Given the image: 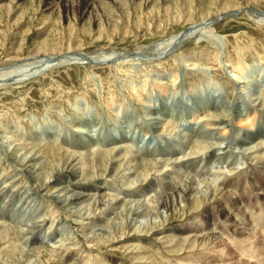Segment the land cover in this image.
<instances>
[{
	"label": "rangeland",
	"instance_id": "1",
	"mask_svg": "<svg viewBox=\"0 0 264 264\" xmlns=\"http://www.w3.org/2000/svg\"><path fill=\"white\" fill-rule=\"evenodd\" d=\"M46 1L0 0V132L13 135L14 142H19L20 145L24 141L28 146L35 144V149L45 155L47 168L50 167L51 161L55 164L59 162L60 166L64 165L65 148L59 143L60 133L57 134L59 139L49 141L44 137L40 138L41 140L29 139L30 131L40 126L55 123L62 132H69L70 128L72 129L71 124H75V117L84 113L96 115L99 119L97 130H106L108 126L111 127L117 120H121V116L130 108L137 111L142 118L148 103H157L159 97L167 99L169 94L182 98L186 105L191 103L190 96L195 92L211 94L215 89L216 92H225L231 101L240 100L245 97L244 93L236 95L234 87L241 86L242 83H238L237 77L229 70L237 57L246 63H242L241 68L253 84V81L264 76V23H260L255 15L262 13L261 16H264V0H94L92 12L84 17L79 15L76 5L83 0H75V9L69 11L65 10L61 2L62 6L59 4V0H53L58 3L51 10ZM228 4L236 5L242 11L236 16H224L222 6ZM249 7L251 11H247ZM210 16L217 17L218 21L214 23ZM196 27L198 30L200 28L201 32L197 33L201 35L208 33L204 29L212 30L217 44L211 41L209 36L212 35L208 33L194 44L182 46L183 48L163 55L161 62L156 60L141 63V68L138 71L135 69L137 59L132 55L140 53L138 62L139 58L146 61L155 59L159 52L152 48L157 41L192 28L195 29L191 31H195ZM67 52H71V59L57 60L58 56ZM127 54H131L132 59H129L131 57ZM107 55L118 60L110 58L109 62L101 61L102 64L90 61ZM119 58H126V62L134 63V66L121 68ZM88 59L90 62L83 61ZM194 66L197 71L191 69ZM144 72L148 73V78ZM217 87L220 89L217 90ZM258 91L264 90L260 88ZM249 109L251 114L247 118L244 117L241 121L233 119L229 127L227 125L211 132L209 140L219 142L218 146L221 145L215 147L216 153L226 150L221 161L211 153L215 149L210 151L211 147L203 149L197 144L183 142L182 145H175L181 150V160L177 161L178 163L167 164L143 155L139 158L146 161L145 165H130L126 175L118 178L108 165L111 163V148L109 151L89 150L82 154L81 160L83 165L89 168L88 172L98 171L103 175L101 181L105 188L107 187L103 191V198L109 197L108 193L123 196L129 191L131 199L139 198L144 195V186L148 183L152 185L151 190L148 193L146 191L147 194L143 196L145 198L142 205L128 200L125 204L112 208L109 204H100L99 201L93 204V200H90L89 205L92 207L86 205L87 202L80 203L75 207L80 209L76 214L68 204H61L47 194L52 190L43 192L37 182L31 180L23 171L20 172L18 167L22 165L13 163L8 157L4 159L7 153L0 140V146H3L0 147V181L6 177L11 196L8 191L2 194L14 202H11L8 208L12 209L10 218L0 222L1 229L10 228L0 232V264H116V261L122 264H253L255 258L250 257L248 253L239 254L236 245L244 247L241 243L247 242L248 245L250 241L254 242L255 254L264 259V244L259 242L264 240V232L261 229L263 226L256 222H252L253 233L242 236L254 238H247L249 242L246 238L232 239L234 236L223 234L219 240L205 243L200 250L191 251L184 248L188 243L182 245V240L171 247V250L170 247H164L161 239L155 238L161 236L167 228H171V233L175 236L185 234L180 232L184 230L188 233L192 228L187 227V224L192 222L194 216L208 220L211 210L206 212L207 208L214 206L213 209L217 210V197L212 199V194L218 191L230 176L236 181V184L232 185L239 184V188L245 191L242 193L245 198L240 200L241 205H245V200L250 197L258 199L257 206H261L264 195L257 194L256 190L259 185L264 186V144L260 156L254 158L255 153L251 154L250 150L242 148L243 144L239 142L238 135L237 138L234 137L236 129H247L251 126L255 128L257 125L255 122L260 119V114L254 112L252 107ZM207 113L201 117L212 116L209 115L210 112ZM254 115L255 118L249 120ZM221 116V119L227 117L224 112ZM199 119L196 114L191 113V116L187 117L186 123L189 127L185 131L189 133ZM17 123L24 125L25 136L22 137L21 132L14 127ZM145 127L148 126L144 125ZM174 131L155 138L171 140L170 137L176 135ZM69 152L72 156L77 155L75 152ZM151 161L156 162L153 164ZM105 163L107 168L103 167ZM136 179H141L142 184H136ZM173 184L177 188L188 189L193 186L194 189L191 195L186 197L182 193H172L169 187ZM13 190H19L20 194H13ZM195 197H203L207 202L203 203L202 200L197 209L190 210ZM21 198L25 200L19 202ZM166 198L167 201L170 200L169 206L164 205ZM3 200L4 198L0 200V204L4 203ZM247 210H252V206L245 212ZM35 220L43 222L42 227L36 229L30 224ZM130 243L135 244L129 252ZM181 248L184 249L179 250ZM256 264H264V260Z\"/></svg>",
	"mask_w": 264,
	"mask_h": 264
},
{
	"label": "bare ground",
	"instance_id": "2",
	"mask_svg": "<svg viewBox=\"0 0 264 264\" xmlns=\"http://www.w3.org/2000/svg\"><path fill=\"white\" fill-rule=\"evenodd\" d=\"M93 1L94 0H83L82 3L76 4L75 0H59V4L61 2L64 5V8L66 11L74 10L76 7V6H74V4H76L78 7L79 15L81 17H84L86 14H90L92 12L93 5H94ZM57 3H58V1H56V2H53V0H50V1L47 0L46 1V5H48V7L51 8V10L54 9V7ZM223 10H224V12H223L224 16H226V15L227 16H236L238 13H240L242 11V9L240 7H237L236 5H231V4L222 6L221 11H223ZM225 10H228V11H225ZM251 10L252 9L250 7L247 8V11H251ZM256 12H258V11H256ZM260 12H262V11H260ZM79 15H77V16H79ZM255 15L258 16L257 20L260 23L261 22L264 23V16H261V15H263L262 13H261V15L260 14H255ZM204 17H206V16H204ZM210 17H211L210 20L214 21V23L218 21L217 17L216 18H213L212 16H210ZM200 28L202 30L203 26H201ZM200 28H199V30L197 28V30H195V31H191L192 29H195V28H192L190 30H185L183 32H179L178 34H173L167 38H164V39L157 41V43L155 45H153V48L149 47V49L152 48V49H155L156 51L159 52L158 53L159 56H156L155 59L151 58V59H149V61H146V60H140L141 58H139V62H138V54H140V53L138 52L136 55L135 54L132 55V56H135L133 58L137 59V62H135L136 63L135 67H137V68H135V69L138 71L141 68V65L143 63H151L152 61H156V60L161 62L162 59L164 58L163 55L165 56V55L169 54L170 52H172V51H174V50H176L182 46L185 47V45L194 44V43L198 42L200 39H202L204 36H206L208 33H210V35H212V36H209L211 41L215 42V40H214L215 37H213L212 30L204 29V31L206 30L205 32H208V33L206 35H201L200 33H197V32H201ZM216 37H217V35H216ZM222 40H223V38H222ZM216 41L218 42V40H216ZM221 42H223V41H221ZM238 42H240V41H238ZM241 46H243V45H241ZM237 48H238V46H237ZM247 48H249V47H247ZM250 49H251V47H250ZM246 50H245V52H246ZM156 51H155V53H156ZM243 51H242V53H243ZM183 53L185 54V52H183ZM64 54L65 55L59 54L61 56H58L59 59H57V60L61 61V60L71 59V56H69V54H71V52H67ZM246 55H243V56H246ZM73 56H74V54H73ZM128 56L131 57L129 59H132L131 54ZM50 57H52V56H50ZM252 57H253V55H252ZM82 58L84 59V57H82ZM110 58L118 60V58H112V57H109L107 55L106 57H102V58L99 57L96 59H91L90 61H91V63L93 62L96 64L97 63L102 64V62L103 63L107 62V61L109 62L111 60ZM126 58L125 59L119 58V60L121 59L120 60L121 61L120 67L123 69L124 68L127 69V68L134 66V63L128 64V62H126V60H127ZM224 58H222V60ZM226 58H227V56H226ZM75 59H76V56H75ZM235 59H236V61L232 62V66L229 70L231 71V73H233L237 77L236 81L238 83H242L241 86L236 85L234 87V89H235L234 93L236 95L240 94L242 92L244 93L245 97L240 99V100L231 101L229 98H227L225 92H223L222 90H218V89H220L218 87H217L218 91L216 92V89H215V92L214 93L212 92L211 94H209L207 92L204 94L195 92V94H192L190 96L191 103L187 104V105L184 103L182 98L175 97L174 95L169 94L167 99L159 97L156 100L157 103H153V102L150 104L148 103L146 105L147 107H145V109H144L145 115L142 116V118L139 117V115L137 114V111L130 108V110L128 109L126 111V113H124V115L121 116V117H123L121 120H117L116 124H114L111 127L108 126V124H107L108 127L106 130H97V128H99V127L96 125H97V121H99V119L96 115H93V114L85 115L83 113L81 116L75 117L76 120L73 119L75 124H71L72 129L70 128L69 132H62L60 127L57 124L50 123V122H49L50 124H47L45 126H40L37 129L30 131L29 139L32 138V140H35L37 138L40 139V138L44 137L46 139V141H49L51 139H59V137H57V134L60 133L61 140L59 139V141H60L59 143L64 146L65 149L63 150V154L66 156L63 166H60L61 164H59V162H57L55 164V162L51 161L52 163L49 164L50 167L47 168L48 165L46 163H48V162L46 160V157H45V155H42L37 148L35 149V146H34L35 144H33L32 146H28L27 142L24 141V143H21V145H20L19 142H14L13 135H7L5 133L0 132V140L3 142L4 148H5L4 150L6 151L5 153H7L4 156L5 158L4 157L3 158L6 159V157H8L11 159V161L13 163H16L17 165L18 164L22 165V166L18 167L21 170L20 172L23 171L26 175H28V177L31 178V180L37 182L38 186H40V188L42 190H44L43 192H45V190H49V191L52 190L51 192H49L47 194L50 195L51 198H54L55 201H57L61 204H68L69 205L68 207L70 209H72V211L74 210L75 214L80 211L78 206H77L78 208L75 209L76 205L83 203V202H87L85 204L89 205V203H91V202H89L90 200H93L92 201V202H94L93 204H96L99 201L100 204L101 203L102 204H109V207H112V208H115V206L118 207V204L123 205L126 202H128V200L134 201L136 205L137 204L142 205V204H144V198H145L143 196L151 190L150 188H151L152 183H148V184H146V186H144L145 187V189L143 190L144 193L141 192L144 195L139 196V198L131 199L132 196L129 195V194H131L130 191L124 193L123 196H118L117 195L118 193L117 194L108 193L109 197L103 198L104 196L102 194L105 193L103 191L107 188V187L105 188V185H103V182L101 181L103 178L102 177L103 175H100L101 173H98V171L94 172V173H89L88 172L89 168L85 167L83 165V161L81 160L82 154L89 152V150H92V151L93 150L109 151L108 149L111 148L110 151L112 150V154H111L109 159L111 160L112 164L109 162L108 165L110 166L113 173L118 175V178L122 177V176L124 177V175H126V171L130 170L129 167L135 166V165H138V166L145 165L146 161H142V159L139 158L140 156H143V155H144V157L146 156L150 159L152 158L153 160L154 159L159 160V161L165 162L167 164L176 163L177 161L181 160L180 159L181 150H179L178 148L175 147L176 144H178V146H179V145H182L183 142H184V144L185 143H187V144L193 143V144H197V145L201 146L203 149L206 147H208V148L211 147L210 151H213L215 149V147H219V146L221 147V145L218 146L219 142L217 143L215 141L209 140V138L212 135L211 132H213L219 128H222L224 126H227V125L229 127V125H231V122L233 119L240 120L244 117L247 118V116L251 114V111L249 108L252 107L253 109L256 110V111L254 110V112H257L258 114H260L259 115L260 119L258 118V120L255 122L257 125L255 126V128H253L251 126L247 129H240V130L236 129L234 132L236 135L234 137L237 138V135H238V138H240L239 142H241V144H243V146L241 145L242 148L244 150H250L251 154L255 153L254 158H256L257 156H260L261 151H262L261 147L264 144V91L263 92L258 91V89H260V88H262L264 90V76L260 80L253 81V82H255L253 84L251 78H248V75L243 73V69L241 68V64L243 63L242 62L243 60L241 58L239 59L238 57ZM169 60H170V58H169ZM83 61L90 62L89 59L83 60ZM166 61H165V63H166ZM217 61H219V60H217ZM208 62H210V61H208ZM194 64H196V63H194ZM243 64H246V63L244 62ZM218 65H220V64H218ZM242 67L245 68L246 66L245 67L242 66ZM191 69L196 70V71L198 70L196 66L191 67ZM131 70L132 69H130V71ZM203 71H204V69H203ZM203 71H202V73H203ZM133 72H135V71L133 70ZM144 73H145L144 74L145 77L148 78V73L147 72H144ZM208 73H209V71H208ZM140 74H141V72H140ZM251 75H252V72H251ZM252 78H253V76H252ZM217 81H219V79ZM243 82H244V84H243ZM163 83H166V82L164 81ZM156 84H158V83H156ZM219 87H220V85H219ZM105 107H106V105H105ZM207 112L208 113L210 112L211 114H209V115H212V116L202 118L201 117L202 114H204V116H205V113H207ZM223 112L225 113V115H227L226 119H221V117H222L221 113H223ZM54 113L55 112H53V114ZM191 113L196 114V117H198L200 119H199V121H197L195 123L194 126H192V129L190 128L191 129L190 132L187 133L185 131V129H187L189 126H187L186 121H187V117L191 116ZM255 115H254V117L249 118V120L252 121V118L254 119ZM144 125H147L148 127L144 128ZM232 125H234V124H232ZM14 127H17V131L21 132L20 134L22 137L25 136L24 135V133H25L24 125L21 126L19 123H17V125H15ZM232 128H235V127H232ZM169 129H171V130H169ZM96 130H97V132H96ZM173 130H175L174 132H176V135L173 138L170 137L171 140H168L167 138H165V140L157 139L158 137L155 138L156 136H162L160 134H164L167 132L170 133V131H173ZM0 131H1V129H0ZM214 140H216V138ZM57 142H58V140H57ZM29 144H31V143H29ZM190 146H191V144H190ZM132 147L136 148L137 150L133 149ZM222 147H225V146H222ZM70 149H72V150H70ZM216 149L211 153L214 154L215 157L221 161L223 158V154H226V150H223V151H220L219 153H216V151H217ZM69 151L75 152V154H77V155L72 156ZM143 151L146 153H144ZM194 152H196V151H194ZM186 153H187V150H186ZM193 158H195V157H193ZM186 160H187V158H186ZM192 160H194V159H192ZM195 160H196V158H195ZM147 161L149 162V160H147ZM151 162H153V164H154L156 161H151ZM183 162H185V161H183ZM191 163H193V161ZM224 163H226V161ZM8 164H9V162H8ZM108 165H107V163H105L103 167L107 168ZM150 165H152V163ZM231 166H233V165H231ZM231 166H230V168H231ZM255 168H257V167L255 166ZM22 169H24V170H22ZM260 170L262 171V169H260ZM239 171H241V170H239ZM227 172H228V170L226 171V173ZM222 173L223 172H221L220 174H222ZM261 174L263 175V172ZM229 175H230V173H229ZM216 176H217V173H216ZM14 177H15V175H14ZM230 177H232V176H230ZM230 177H228L227 180H225L223 182V186L221 188L218 187V188H220L218 191H215L212 194V197H211L212 199L214 197H217L216 202L218 201V203H217V207L215 206L217 208V210L213 209L214 206H209L207 208L206 212L209 209L211 210L208 220L207 219L201 220V217L199 218V216H194V219L192 220V222H189V223L187 222L188 223L187 227L189 226V228H192L191 231L188 230V233H186L187 230H184V231H180V232L185 233V234H179V235L177 234L175 236V234L171 233L172 229L167 228L166 230H164V232H162L161 236H155V238L161 239L163 244H164V247H170V249H171V247H174L175 244L179 240L180 241L182 240V245H186L188 243V246L184 247V248H187L188 250L193 251L195 249L200 250L201 247H203V245L209 241L214 242L216 240H219L220 238L223 237L222 236L223 234L227 235V236H234V237H231L232 239H235L236 237H240V238H242L241 240H243V238H246L245 240L248 241L247 238L251 239L252 237L249 238L248 236L247 237H245V236L242 237V236H243V234L248 235L252 231H254V229L252 227V225H253L252 222H256L257 224H260L259 226L262 225L263 227L261 229L263 230L262 232H264V204H263L264 203V197H263V203L261 204V206H257L258 199H254V198L251 199L250 197H248L245 200V202H246L245 205H241L242 203L240 204V200L245 198L244 195H242V193H244L245 191H243L242 188H239V184L237 186L236 185L233 186L232 184H236V181L234 182L232 180V178H230ZM5 178H3L0 181V200L4 198V200H3L4 203L2 202V204H0V222H4L5 220L10 218V214H12V209L8 210V208L11 205V202H12V204H14V202H13V200H11V198L6 197L5 195L2 194L5 191L6 192L8 191L10 194L9 183L6 182L7 179H5ZM164 180H166V179H164ZM134 182L136 184H142L141 179H136V181H134ZM191 183H189V184H191ZM187 186H189V185H187ZM208 186H209V184H208ZM192 187L193 186H189L188 189H185V188L182 189V188H177V186L173 184L172 186L169 187V189L172 191V193L173 192H176L177 194L182 193V195H186V197H187V196L191 195L192 189H194ZM33 188H35V187H33ZM33 188H28V189H33ZM195 188H197V187H195ZM35 190H33V191H35ZM209 190H208V192H209ZM146 191H147V193H146ZM152 191H153V189H152ZM19 192H20L19 190L18 191L13 190V194H20ZM256 193L259 195L260 194L264 195V186L259 185L257 187ZM21 194H22V192H21ZM1 195L3 196V198H1ZM9 196H11V194ZM97 196H98V198H97ZM199 196H202V195H199ZM167 198H169V197H167ZM167 198L164 200L165 206H167V205L169 206L168 202L170 200L167 201ZM14 199H16V198H14ZM24 200L25 199L21 198L19 200V202L24 201ZM202 200H203V203L207 202L206 200L203 199V197L202 198L201 197H195L193 200L194 203L192 204V208H189V209L190 210L197 209L198 208L197 206L200 205L199 202H201ZM252 200H253V203H251ZM130 204H131V202H130ZM6 205H8V206H6ZM16 205H18V204H16ZM89 206H91V204ZM218 206H219V208H218ZM249 206H252V210H250V211L247 210L245 212V210ZM95 207L97 208V206H95ZM18 208L19 207L17 206V209ZM133 208H135V207H133ZM13 210H15V209H13ZM17 211H19V210H17ZM246 214H248V216ZM40 218H41V216H40ZM14 221H16V220L14 219ZM30 224H32L33 227L37 229L38 227H42L43 222H41V221L38 222L35 220ZM2 225H4V224H2ZM90 228H92V227H90ZM8 229H10V228L1 229L0 232L8 231ZM18 231L22 232L23 230L22 231L18 230ZM27 232H25V233H27ZM40 236H42V235H40ZM22 237H24V236H22ZM173 238H175L176 240H174ZM156 239H154V240H156ZM252 239H254V238H252ZM263 241H259V242L262 243V245H263L264 244ZM246 243H243V242L241 243V245H243L244 247L240 246V244L239 245L236 244L238 246L237 249L240 252L239 254H241V253L242 254H246V253L250 254L251 255L250 257L255 258V262H253V264L263 262L264 259L260 258L261 255L255 254V252H254V250L256 249V248L253 249V247H254L253 243L254 242L251 243V241H250V243H248V245H246ZM133 244H135V243L129 244L130 245L129 246V252L132 251L130 249L134 246ZM184 248H181L179 250H182ZM158 249H160V248H158ZM174 251H175V249H174ZM176 251H177V249H176ZM250 257H249V259H250ZM116 262H117L116 264H122V262H120V261H116ZM182 262H184V261H182ZM182 262H179V263H182ZM191 262L195 263L194 261H191ZM249 263H250V261H249Z\"/></svg>",
	"mask_w": 264,
	"mask_h": 264
}]
</instances>
